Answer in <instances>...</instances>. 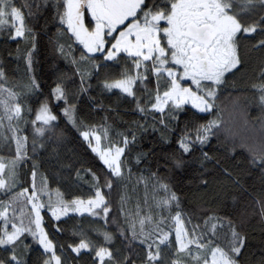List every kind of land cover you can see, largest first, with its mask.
Here are the masks:
<instances>
[{
	"label": "snow or ice",
	"instance_id": "1",
	"mask_svg": "<svg viewBox=\"0 0 264 264\" xmlns=\"http://www.w3.org/2000/svg\"><path fill=\"white\" fill-rule=\"evenodd\" d=\"M46 10H50V20L56 25L49 43L65 61L70 60L80 85L70 100L68 86L58 78L50 94H45L33 109L28 98L40 91L34 76L29 75L26 84L5 86V73L0 70V140L15 144L14 157L7 161L0 157V194L4 197L0 199V264H29L31 246L24 243L26 236L43 249L42 264H81L79 258L85 253L90 256V264H241L237 257L242 255L247 238L231 214L225 211L220 215L215 205H202L200 215L186 213L172 180L193 164L207 172L209 161L219 162L215 152L205 148L213 137L219 139V117L214 113L218 91L243 63L238 54L242 42L260 53L251 84L255 89L251 103L264 115V0H0V31H7L12 40L23 41L29 74L34 72V57L39 51L35 23ZM48 22L46 19L45 31ZM115 65L121 67L119 78L112 71ZM82 66L87 70H81ZM93 76L102 82L101 93L117 90L121 94L117 101L128 98L135 105L134 111L143 116V123L134 120L114 136L108 135L110 129L105 124L104 146L96 134L98 129L77 120V104L73 102L80 94L88 95L93 85L87 81ZM16 87L21 90L15 91ZM53 100L64 101V123L52 110ZM89 100L94 98L89 96ZM56 106L60 107L59 103ZM95 107L103 110L102 103ZM29 124L31 135H23L24 126ZM149 129L160 132V143L167 146L164 164L157 161L154 171L139 167L149 157L136 151L140 136ZM223 147L228 152L235 151L237 145L225 143ZM239 147L248 152L250 163L264 177V123L257 143ZM49 149L57 156L62 149L72 151L86 163L92 159L88 150L98 158L107 171L92 172L94 195L90 192L87 200L66 201L59 194L55 200L51 196L47 202L41 199L48 193L43 177L41 185L36 184L42 166L39 161ZM29 160L31 190L25 186L27 181L20 179L28 175L22 169L28 167ZM89 168H95L94 163ZM133 168L137 183H151L157 211L147 215L137 212L126 221V230L118 222L115 206L112 219L123 238L130 237L129 243L135 241L142 246L135 252L136 258L120 254L119 249L110 250L107 245L113 243L114 234L108 231L101 233L102 242L81 235L78 244L69 243L75 257H65L63 244L57 251L42 226V210L50 212L56 221L70 212L108 217L113 193L120 197L123 207L122 190H127ZM221 171L224 180L239 183L232 179L231 169ZM199 181L208 184L203 172ZM21 203L31 205L26 216L15 214ZM256 203L264 220V195ZM185 215L197 222L185 220ZM57 230L62 231L59 227ZM173 232L174 243L170 239ZM259 264H264V257Z\"/></svg>",
	"mask_w": 264,
	"mask_h": 264
},
{
	"label": "trees",
	"instance_id": "2",
	"mask_svg": "<svg viewBox=\"0 0 264 264\" xmlns=\"http://www.w3.org/2000/svg\"><path fill=\"white\" fill-rule=\"evenodd\" d=\"M22 3V0H16ZM44 3V0H41ZM46 19L47 31L44 30ZM10 27V25H9ZM35 29L39 33L38 37V53L34 57V72L29 74L24 56V43L22 40H12L8 38L7 31H0V70L5 73V86H14L17 84H26L29 82V75L34 76L40 85V91L28 98V103L33 109L37 108L45 98V94H50L51 88L55 87V82L61 78L68 86L69 99L72 100V93H78L80 78L75 75L76 69L72 66L70 60L65 61L63 57L54 50V45L49 43V37L56 32V25L50 20V10L45 11V15L39 17L35 23ZM20 49V59H17V48ZM238 54L243 61L236 70V74L232 77L228 84L218 91V99L216 100V109L214 113L219 117L220 134L219 139L213 137L211 143L206 146L205 150L211 149L219 158L208 162V171L200 168L198 164H193L187 172H178L173 180V190L180 197L182 208L186 213L191 212L195 215L201 214V206L207 207L215 205L219 209V214L223 215L225 211L229 212L232 218L237 222L242 234L246 236V245L242 249V255L237 257L241 264H259L264 257V220L259 215V206L256 203L262 195H264V177L258 167L250 163L248 152L239 147L241 144H255L258 142L261 125L264 123V115L256 104L251 103L255 89L251 87L255 76V69L258 64V51L251 50V46L247 42H242L238 49ZM78 56V53H77ZM86 71V66L82 69ZM115 78H119L121 71L120 65H115L112 69ZM93 85L89 89L88 95H78L73 102L77 104L76 118L79 122L91 125L98 129L97 135L101 136V146L107 143L104 133L107 124L110 131L109 136H114L116 131L127 129L132 121H140L143 123V116L134 111L135 105L128 102V98L117 101L116 97L121 95L117 90L113 92L101 93L102 82L97 81L93 76L87 81ZM151 86V85H150ZM19 87L15 91L19 92ZM115 93V94H114ZM89 96L94 98L89 100ZM258 100V97L256 98ZM24 103V101H20ZM59 103L60 107H57ZM103 104V110L95 107V105ZM64 101H52L51 107L54 114L60 117V122L64 123L62 115V107ZM22 115L26 113L22 110ZM33 111L32 117L34 118ZM7 124V121H5ZM31 124L24 126L23 135H31ZM69 127H71L69 125ZM10 135V134H9ZM29 140V147H30ZM227 143L237 145L235 151L224 150L223 145ZM86 146V145H85ZM71 147V145H70ZM167 150L166 145L160 143V132H153L149 129L142 134L136 151L148 154L149 160L142 163L139 167H150L153 171L157 168V161L161 165L164 164L163 153ZM211 154V153H210ZM87 155L92 158L87 163L79 156L73 154L72 151L61 150L59 156L51 149L48 153L41 156L39 163L40 176L37 177L36 184L41 185V177L47 182V195L41 197L45 202L49 196L53 200L57 195L63 197L66 201L73 199L89 198L92 191L91 185L95 183L92 179V172L98 169H104L98 158L88 150ZM135 152H133V156ZM15 156V144L9 142L6 144L0 140V157L5 161ZM32 161L29 160L28 167L23 168V172H27L25 177L21 175V181H27L26 187L31 190V172L30 166ZM94 163L95 168L90 169L89 164ZM229 168L234 173L232 179L238 180V184L224 180L222 168ZM197 169L199 171H197ZM107 171L106 169H104ZM163 171V169H161ZM127 171V170H126ZM203 172L208 179V184L202 185L199 181V174ZM79 173V175H78ZM134 175L127 182V190L123 191L124 196L123 207L120 205V197L113 193L112 203L110 204V214L108 217H96L83 213L78 215L70 212L67 217L61 216L59 221L53 220L50 212L42 210L44 218L43 227L49 235L54 245L59 250V245L63 244L65 248V257H75V253L71 252L68 247L69 243L78 244L83 235L87 239L93 241H103L102 232L108 231L114 234V241L107 245L110 250L119 249L120 254L130 255L131 259H135V252L139 250L140 245L129 239L123 238L116 228L112 219L113 206L117 211L118 222L126 230L127 220L134 217L137 212L141 215H147L151 211L153 214L157 211L154 207V191L151 183H137L136 169L133 168ZM102 182V179L101 181ZM17 191L19 188L16 189ZM108 191L107 188L104 189ZM162 195V194H161ZM0 194V199H3ZM31 211V205L26 203L19 204L15 209L17 216H26ZM9 215H12V209H9ZM185 220L192 219L193 224L197 221L194 217L185 215ZM19 223V221H17ZM168 223H171L169 221ZM202 225L203 221H199ZM57 227L62 229L58 231ZM167 230V225L164 226ZM188 227H191L189 225ZM10 228V225H9ZM139 228V225H137ZM76 233V234H74ZM170 239L174 243V232ZM24 243L31 246V250L27 254L29 264H42L40 254L43 249L39 244L34 243L30 236H26ZM221 244L224 240L221 239ZM208 253V257L210 256ZM94 255V253L92 254ZM81 264H90V256L85 253L80 258Z\"/></svg>",
	"mask_w": 264,
	"mask_h": 264
},
{
	"label": "rangeland",
	"instance_id": "3",
	"mask_svg": "<svg viewBox=\"0 0 264 264\" xmlns=\"http://www.w3.org/2000/svg\"><path fill=\"white\" fill-rule=\"evenodd\" d=\"M210 258H211V254H210V256H209V260H210Z\"/></svg>",
	"mask_w": 264,
	"mask_h": 264
}]
</instances>
